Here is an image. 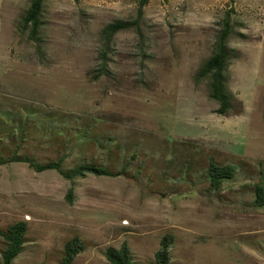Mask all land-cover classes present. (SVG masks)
I'll use <instances>...</instances> for the list:
<instances>
[{
    "label": "rangeland",
    "instance_id": "374dc122",
    "mask_svg": "<svg viewBox=\"0 0 264 264\" xmlns=\"http://www.w3.org/2000/svg\"><path fill=\"white\" fill-rule=\"evenodd\" d=\"M139 2L44 0L32 40L22 22L31 0H0V110L94 118L99 133L212 150L222 164L243 161L245 172L218 199L204 186L166 197L149 192V179L174 166L167 162L144 171L146 163L138 181L87 175L70 182L23 163L2 165L0 230L28 225L13 264H57L73 237L86 247L73 264H110L104 250L123 243L145 264L167 235L173 264H264V210L248 207L251 187L240 194L242 185L264 181V0ZM225 20L234 51L227 88L243 104L227 117L214 113L208 81L193 83ZM115 21L136 22L140 32L107 41L102 30ZM32 152L52 157L49 149Z\"/></svg>",
    "mask_w": 264,
    "mask_h": 264
},
{
    "label": "trees",
    "instance_id": "16d2710c",
    "mask_svg": "<svg viewBox=\"0 0 264 264\" xmlns=\"http://www.w3.org/2000/svg\"><path fill=\"white\" fill-rule=\"evenodd\" d=\"M44 0H31L22 22L29 29L30 38L36 40L40 30V16ZM149 0H140V8ZM135 30L136 22L115 21L106 25L103 36L109 41L123 30ZM230 34L228 20L214 43L212 54L201 64L193 75V83L198 87L208 81V97L217 104L214 113L227 117L241 112L243 104L227 88L226 71L234 51L227 46ZM237 109V110H236ZM97 119H83L69 114L37 116L32 107H24L20 113L0 110V166L11 163H23L36 173L54 171L67 181L95 177H124L138 181V175L144 171L158 169L162 162L174 166L165 168L155 181L149 179L148 191L166 197L170 194L181 195L204 186L205 192L220 199L222 192L230 184L238 181L245 172V163H224L218 159V153L198 147H188L175 142L171 148L153 135H131L127 141L99 133ZM33 143H37L34 146ZM32 147L40 150L49 149L52 157L39 158ZM138 161L136 167L132 163ZM235 165L239 167L237 171ZM132 170V173H130ZM173 172V173H172ZM263 174L259 171L258 174ZM248 207L264 210V181L251 185ZM73 189L70 188L67 200L71 202ZM28 233L26 222H16L0 230V264H13L23 252ZM173 238L164 236L151 262L145 264H173L170 247ZM85 244L78 237H73L63 245L57 264H73L76 257L85 251ZM110 264H137L133 253L126 243L120 248L107 247L103 252Z\"/></svg>",
    "mask_w": 264,
    "mask_h": 264
}]
</instances>
